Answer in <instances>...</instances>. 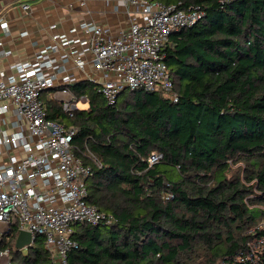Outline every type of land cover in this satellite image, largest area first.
Instances as JSON below:
<instances>
[{"label": "trees", "instance_id": "obj_1", "mask_svg": "<svg viewBox=\"0 0 264 264\" xmlns=\"http://www.w3.org/2000/svg\"><path fill=\"white\" fill-rule=\"evenodd\" d=\"M151 1L203 12L164 50L176 102L127 90L110 106L82 81L67 88L88 108L69 118L43 94L50 119L79 129L88 203L115 219L75 224L69 262L264 264L250 251L264 221V0ZM17 234L5 236L12 264H54L43 237L24 252Z\"/></svg>", "mask_w": 264, "mask_h": 264}, {"label": "built area", "instance_id": "obj_2", "mask_svg": "<svg viewBox=\"0 0 264 264\" xmlns=\"http://www.w3.org/2000/svg\"><path fill=\"white\" fill-rule=\"evenodd\" d=\"M121 1L133 9L126 30L114 33L93 22L82 23L81 37L56 35L33 60L13 64L10 74L0 71V264H12L5 237L12 226L18 227L15 242L21 230L34 242L43 237L54 264H70L75 224L115 222L112 215L88 203L93 168L75 154L73 141L79 129L48 117L44 93L50 91L69 118H74L80 102L88 104L86 97L67 88L81 81L99 86L110 106L127 90L160 92L177 101L164 50L173 34L195 25L203 12L151 0ZM22 9L29 12L31 7L23 4ZM0 28L9 32L4 20ZM162 158L155 153L149 163ZM88 159L94 162V155ZM256 231L260 235L250 251L262 256L264 221L250 233Z\"/></svg>", "mask_w": 264, "mask_h": 264}, {"label": "crops", "instance_id": "obj_3", "mask_svg": "<svg viewBox=\"0 0 264 264\" xmlns=\"http://www.w3.org/2000/svg\"><path fill=\"white\" fill-rule=\"evenodd\" d=\"M23 4L30 5L29 12ZM132 12L121 0H0V20L9 26V32L0 28V71L10 74L13 64L33 60L56 35L81 37L82 23L93 22L114 33L126 30ZM24 32L28 35L20 37Z\"/></svg>", "mask_w": 264, "mask_h": 264}, {"label": "water", "instance_id": "obj_4", "mask_svg": "<svg viewBox=\"0 0 264 264\" xmlns=\"http://www.w3.org/2000/svg\"><path fill=\"white\" fill-rule=\"evenodd\" d=\"M33 243L32 235L27 231L21 230L16 239L15 248L18 251L27 250L33 245Z\"/></svg>", "mask_w": 264, "mask_h": 264}, {"label": "rangeland", "instance_id": "obj_5", "mask_svg": "<svg viewBox=\"0 0 264 264\" xmlns=\"http://www.w3.org/2000/svg\"><path fill=\"white\" fill-rule=\"evenodd\" d=\"M49 95V97L51 98L52 97V95H51V93L50 94H48ZM78 107H79V109H87L88 108V104H83V103H79L78 104ZM26 250H24V252H25Z\"/></svg>", "mask_w": 264, "mask_h": 264}]
</instances>
